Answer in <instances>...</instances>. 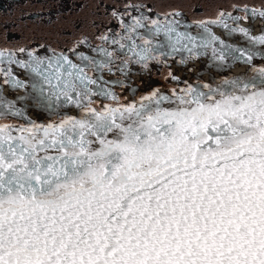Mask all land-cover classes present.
<instances>
[{
    "label": "snow or ice",
    "instance_id": "1",
    "mask_svg": "<svg viewBox=\"0 0 264 264\" xmlns=\"http://www.w3.org/2000/svg\"><path fill=\"white\" fill-rule=\"evenodd\" d=\"M128 7L96 47L0 49V264H264V34ZM178 56L216 72L116 91Z\"/></svg>",
    "mask_w": 264,
    "mask_h": 264
},
{
    "label": "rangeland",
    "instance_id": "2",
    "mask_svg": "<svg viewBox=\"0 0 264 264\" xmlns=\"http://www.w3.org/2000/svg\"><path fill=\"white\" fill-rule=\"evenodd\" d=\"M128 5L161 15L178 11L194 23L216 20L220 12L233 13L237 8L264 10V0H0V49L29 48L35 43L72 47L93 36L99 26L122 17L130 10ZM156 77L163 82L160 75Z\"/></svg>",
    "mask_w": 264,
    "mask_h": 264
},
{
    "label": "flooded vegetation",
    "instance_id": "3",
    "mask_svg": "<svg viewBox=\"0 0 264 264\" xmlns=\"http://www.w3.org/2000/svg\"><path fill=\"white\" fill-rule=\"evenodd\" d=\"M140 10L143 11L146 15H150L152 17H155L156 15L163 16L157 12L149 11V8L144 9L140 7ZM242 14L245 15V13L243 12L240 13L241 18H242L240 21L245 22V23L249 22L250 19L246 17L244 18ZM136 15H139V13L137 11H134L132 8H130L129 11L126 10V13L122 16V18L126 22H128L130 21L131 16H136ZM120 18L121 17L118 16L116 21L112 20L108 24L99 26V29H96V31H94L95 33L93 36H90V37L85 36L81 39H87L93 47L99 46L102 43V41L99 40L98 37L104 36V35L114 36L118 32L122 33V27L120 25ZM40 45H43L44 47H50L48 44L35 43L33 46L29 48H25V47H21V48L36 49L37 46H40ZM21 48H18L17 50ZM69 48L71 47H68V48L61 47L58 49L56 48L54 49H56L57 51H60V50H67ZM7 50L17 51L16 49H7ZM78 50L83 51L88 55H94L92 52H90L88 48L84 46H81L80 49ZM40 52L43 53V48L40 49ZM43 54H47V53H43ZM179 59H180L179 56L175 60L169 59L168 65H170V67L168 65H160V64H155V63L150 64L147 70L140 68L138 65H132L131 66L132 74L126 81V83L129 84V88H126L124 90L117 88L116 91L121 94L122 99L126 97L127 99L125 100V102H128L132 99L130 89H135L136 95L137 97H139L140 95L147 94L149 91H153L156 89H159L160 91H167L170 88H176L178 86L182 87L183 84L178 85L175 81L171 79V75H175L179 77L181 81H186L187 83H195L196 82L195 78L197 77V75L201 76V74L199 73V71H201L199 70V66L202 65L203 61L201 60L199 62H189L187 65H181L179 63ZM14 71L17 73L20 79L27 80V76L22 70L14 68ZM156 75L158 76L160 75L162 77L163 79V82L161 80L162 83L157 77L155 78ZM115 78L116 77H109L105 75L106 80L115 79ZM121 79H123V77H121ZM201 82L206 83V80L202 78ZM5 88L6 89L4 90V95H6L8 99H14L15 96L13 95L12 91L7 86H5ZM16 95H23V93L19 92ZM71 114H75V113L73 112Z\"/></svg>",
    "mask_w": 264,
    "mask_h": 264
},
{
    "label": "bare ground",
    "instance_id": "4",
    "mask_svg": "<svg viewBox=\"0 0 264 264\" xmlns=\"http://www.w3.org/2000/svg\"><path fill=\"white\" fill-rule=\"evenodd\" d=\"M249 19H250V21L247 22V23L240 21L239 25L241 27L248 28L249 30L251 28L252 31L251 30L250 31H251L253 36H260V33L262 32V28L264 27V21H262L261 18H259V17L257 19H252V18H249ZM213 31H214L215 35L221 37L222 39L226 38L225 34H223L224 33L223 30L221 31V30H219V29L214 27ZM242 40H243V37L240 34L237 33V34H235V36L233 38H229L228 42L229 43H234L237 46L238 45L242 46V45H244V44L241 43ZM202 61H203L202 65L199 66V70H201V71H199V73L201 74L202 78L204 80H206V82H209L210 77H209L208 73L211 72L212 74H215L216 71H213V69L209 70V69L206 68V65L208 63V59L207 58L202 59ZM257 62H259V61H257ZM244 69H246V67L237 65V66L233 67L230 71L226 70V74L227 75H234L236 73L242 72ZM220 78L221 77L219 75H216V79L217 80H219ZM5 89L6 88L4 87V90Z\"/></svg>",
    "mask_w": 264,
    "mask_h": 264
},
{
    "label": "water",
    "instance_id": "5",
    "mask_svg": "<svg viewBox=\"0 0 264 264\" xmlns=\"http://www.w3.org/2000/svg\"><path fill=\"white\" fill-rule=\"evenodd\" d=\"M261 10H263V9H261ZM260 10L259 9H254V8H237L236 10H235V12H233V13H231L233 16H236V17H241V15H240V13L241 12H243V13H245L246 14V16H247V18H252V19H257L258 18V16H256L255 15V13H258ZM249 13H251V14H249ZM182 17H183V19H184V21L186 22V23H188V24H192L193 25V27H192V32H193V34H195V32H196V27H195V23L194 22H192V21H190L189 20V18H187L186 16H184V15H182ZM241 20V19H240ZM240 20H239V22H240ZM262 21H264V19H261ZM240 24V23H239ZM214 28V27H213ZM215 28H217V29H219V30H221L222 31V29L220 28V27H218V26H216ZM250 30L252 31V29L250 28ZM223 34H225V33H223ZM262 34H264V27L262 28V32L260 33V35H262ZM217 36V35H216ZM235 36V34L231 37V38H233ZM219 37V36H218ZM225 37H226V34H225ZM221 38V37H220ZM241 43L242 44H244V45H242V46H245V42H244V38H243V40L241 41ZM238 46H240V45H238ZM206 68L207 69H209V70H211V69H213V71H216L215 70V68H212V67H210V62L208 61V63H207V65H206ZM247 69H244L242 72H240V73H236V74H234V75H240V74H242L243 72H245ZM203 72V71H202ZM162 92H164V91H162Z\"/></svg>",
    "mask_w": 264,
    "mask_h": 264
}]
</instances>
